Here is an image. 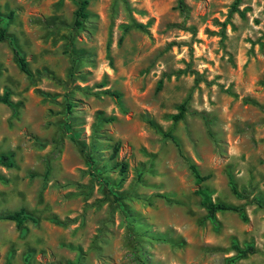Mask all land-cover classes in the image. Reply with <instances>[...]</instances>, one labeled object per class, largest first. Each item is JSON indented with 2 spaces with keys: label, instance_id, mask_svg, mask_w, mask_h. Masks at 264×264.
I'll use <instances>...</instances> for the list:
<instances>
[{
  "label": "rangeland",
  "instance_id": "obj_1",
  "mask_svg": "<svg viewBox=\"0 0 264 264\" xmlns=\"http://www.w3.org/2000/svg\"><path fill=\"white\" fill-rule=\"evenodd\" d=\"M78 1L0 0V264H264V0Z\"/></svg>",
  "mask_w": 264,
  "mask_h": 264
},
{
  "label": "trees",
  "instance_id": "obj_2",
  "mask_svg": "<svg viewBox=\"0 0 264 264\" xmlns=\"http://www.w3.org/2000/svg\"><path fill=\"white\" fill-rule=\"evenodd\" d=\"M239 0H237L236 2H238ZM79 7L76 11V19H75V23L74 25L77 28H81L83 25V20L85 18L88 17V12H87V5H88V0H79L78 1ZM179 4L180 7L184 8V2L183 0H179ZM4 18L3 16L0 14V40H6L8 39L7 35H6V27L4 26ZM15 54L18 57L19 60V64L21 66V69L28 74L29 76H33L32 71L29 69L28 63L26 58L20 53L19 49L17 48L16 44L13 42V40H10ZM161 86V85H160ZM0 101L7 103L8 105H12L10 99H9V93L7 92L3 97H0ZM72 103L71 102H67V110L68 113L71 112L72 110ZM181 111L174 116V118L176 120L181 119L184 117V111H185V105H182L180 107ZM66 128L68 131L71 130V126L69 124L68 121H66L65 123ZM95 138H97V130L95 129ZM70 138L75 142V143H79V141L77 140L76 135H74L73 133H70ZM174 141L175 138L173 137ZM81 145V149L83 150V152L86 155V159H87V163L90 166V169L92 171V174L96 177V179L99 182H102L104 184V186L108 187V191L112 192V187L109 186V181L107 178H105L103 176L105 170H103L104 167H98L97 166V157H96V153H97V142L96 140L93 141L92 145L90 146V149L88 148V145L85 144H80ZM120 147V142H117L116 145L114 146V154H116L119 150ZM0 162L6 166H12L13 162L10 160L9 156L3 155L0 157ZM190 169L192 170V173L194 174L195 177V181L200 184L203 181H205L206 179L209 178V176H204L200 173L198 167L196 164L194 163H190ZM113 168H119L118 170V174L120 176V181L119 183H122L125 179H126V173H127V165L125 162L121 161L116 163V165ZM231 186L232 189L234 191V193L236 194H240V192L238 191L237 185L235 183L234 180H231ZM201 196H202V205L206 208L207 212H208V216L210 218H214L216 213L218 211H234V212H239L243 215L244 218H246V213H245V209L242 206H238L235 204H231V203H226V202H222V201H215L212 199L210 193L208 192L207 189H198L197 191ZM28 216L25 214L24 209L20 210V211H15L13 213H9V214H1L0 215V219H9V220H14L17 221L19 224H21ZM31 218V217H30ZM237 251H238V255L235 258H243L246 257L248 254L251 253H255L256 249L254 248V246L252 245H247L245 248L240 247L238 244L235 245L234 247Z\"/></svg>",
  "mask_w": 264,
  "mask_h": 264
}]
</instances>
